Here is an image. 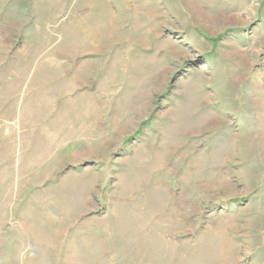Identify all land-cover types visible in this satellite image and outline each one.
I'll use <instances>...</instances> for the list:
<instances>
[{"label":"rangeland","instance_id":"rangeland-1","mask_svg":"<svg viewBox=\"0 0 264 264\" xmlns=\"http://www.w3.org/2000/svg\"><path fill=\"white\" fill-rule=\"evenodd\" d=\"M0 264H264V0H0Z\"/></svg>","mask_w":264,"mask_h":264}]
</instances>
